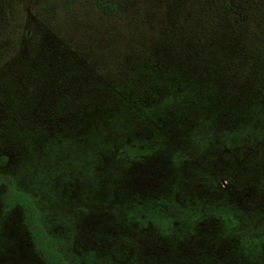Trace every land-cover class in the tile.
I'll list each match as a JSON object with an SVG mask.
<instances>
[{"label":"rangeland","instance_id":"374dc122","mask_svg":"<svg viewBox=\"0 0 264 264\" xmlns=\"http://www.w3.org/2000/svg\"><path fill=\"white\" fill-rule=\"evenodd\" d=\"M139 2L125 1L128 16L139 14ZM142 2L158 22L163 15L174 18L172 1ZM256 4L264 15V0ZM112 16L95 11L90 0H0V35L11 41L28 27L32 40L45 34L41 42L50 48L53 39H63L101 81L117 88L126 81L130 88L136 68L157 67L163 42L153 35L143 50L134 49L129 22L124 26ZM217 20L236 31L235 45L247 42V34L259 44L264 40L258 23L251 28L227 17ZM111 58L122 62L118 76L105 67ZM212 64L221 79L227 63ZM250 69L249 63L245 72ZM7 79L0 77V264H50L41 245L58 255L54 264H264V77L252 90L233 81L234 102L220 103L224 109L215 116L216 127H223L221 141L203 135L200 145L189 147L178 130L188 103L145 112L144 118L155 117L171 134L169 148L147 141L159 123L144 119L139 130L127 121L117 125L110 107L101 111L91 99L76 98L70 83L63 94L53 93L47 79L23 91L14 83L7 92ZM154 83L162 97L174 90L160 79ZM192 84L185 78L186 88ZM54 95L66 100L55 104ZM128 101L136 106V99ZM230 105L238 113L233 121ZM245 133L260 138L247 140ZM174 143L186 144L187 158L174 162ZM11 191L23 192L36 214L30 225L38 241L25 219L26 203L13 202Z\"/></svg>","mask_w":264,"mask_h":264},{"label":"trees","instance_id":"16d2710c","mask_svg":"<svg viewBox=\"0 0 264 264\" xmlns=\"http://www.w3.org/2000/svg\"><path fill=\"white\" fill-rule=\"evenodd\" d=\"M90 1L94 10H97L102 16L113 14L120 20V24L128 26L129 22L131 28H136L137 33L135 34L131 28L129 29L135 39L130 38L132 41L134 40L131 42V47L134 49L143 50L145 43L153 35L158 39L157 42H163L157 67L147 70L143 69V66L136 68L133 72L134 78L131 80L130 88L125 86L129 84L126 81H122L119 84L120 87L117 88L113 82H104V79L102 82L99 76L94 74L95 67L78 62L76 54L67 50L63 39H53V46L50 48L51 44L49 47L46 43L41 42L45 34L32 40L31 30L27 27L21 29V35L18 34L20 36L12 37L11 35V41H6V36L0 35V77L9 76L11 78L5 80L2 84L3 88L7 92H12L13 84L17 83L18 91H23L30 86L33 88L36 80L47 79L54 84L50 83L53 93L59 91L58 93L62 92L61 94H63L62 88L66 87V83H70L76 98L86 97L89 101L91 99L94 102L92 105L96 106L98 110L103 108L101 111H109L106 109L110 107L111 112H113L112 118L120 121L116 123L117 125L127 121L128 127L138 130L143 125L144 119L150 123H159L151 115L147 117L148 119L144 118L145 112L148 115L149 112H156L162 107H168L169 110L173 106L181 107L188 103L187 118L186 120L182 118L179 124V126L183 124L184 126L178 129L181 136L186 133V143L194 142L196 147L201 144L199 137H203V135L221 141L223 127H216L217 118L215 116L224 109L220 103L225 102L228 98L234 102L236 85L233 81L238 85L243 82L241 85L246 84L248 90L249 88L252 90L260 87V84L263 83L264 53L262 49L264 47L260 48V46L264 45V40L259 44L260 41L258 40L260 39L250 38V34H247L244 36L247 42L241 43L244 45L237 42L235 45L233 36L236 31L234 30L232 33L231 30L224 29L219 25L217 18H222L225 22V17H227L237 26L248 23L253 24L251 27L253 28L258 23L260 27L264 28V15L259 10L256 0H165L163 4L170 1L174 4H170V7L174 9V18L163 15L162 23L158 22L155 12L151 11L147 4L144 5L142 2L144 0L137 4L139 14L137 15L135 12L130 16L127 15L128 12L125 8L126 0ZM154 1L161 2V0ZM139 6H143L145 10L140 9ZM163 11L168 12V8L164 7ZM130 17L133 19L131 20ZM231 26L233 25L230 23L229 28ZM242 49L249 52L248 55L251 59L245 57L247 54L241 52ZM228 51H231L234 57ZM132 61L135 62L136 60ZM214 61H218V67H222L223 62L227 63V66L222 67L224 76L221 79L216 67L212 64ZM249 63L251 69L245 72ZM105 64L106 69L113 71L115 76L121 74L122 62L111 58ZM96 73L98 74V72ZM188 77L193 82L191 88H186L184 85L185 78ZM158 79L174 90L162 97L160 90H154L157 87L154 82ZM8 81L13 83L8 84ZM63 96L55 97L54 95L55 104H61L57 102V98L66 100V97ZM213 96L217 97L212 98ZM188 98L191 101L188 102ZM129 99H136V103L134 101L135 107L132 104V107L130 106ZM213 102H215L214 108H208ZM234 107L236 106H231L233 110L231 113L232 121L234 116L238 114L233 109ZM261 113L264 116V111ZM100 119H104L103 116H100ZM158 125L160 123L156 125V130H158ZM159 130L151 135L147 141L152 139L151 145L154 144L155 140L157 142L162 141L168 148L172 147L173 145L168 140L171 134L165 132L161 125ZM178 130L174 132L176 138L179 135ZM244 136L245 139H250L246 137L247 133ZM257 138L259 139L260 135L257 134L255 139L251 138L250 140L255 141ZM160 147L163 150L167 148ZM186 152H188L186 144L174 143V162L187 158ZM194 152L197 153V150ZM10 195L13 202L26 203L24 206L28 212L25 219L35 240L38 241L39 233L30 225V222L37 216L28 208L27 205L29 204L24 198L23 192L11 191ZM38 248L40 247L38 246ZM41 248L48 255L46 258L50 264H54L58 255L50 253L45 245H41ZM49 256L53 258L49 259Z\"/></svg>","mask_w":264,"mask_h":264},{"label":"flooded vegetation","instance_id":"af4514ba","mask_svg":"<svg viewBox=\"0 0 264 264\" xmlns=\"http://www.w3.org/2000/svg\"><path fill=\"white\" fill-rule=\"evenodd\" d=\"M2 161V160H1ZM29 228V227H28ZM30 230V229H29ZM30 233H32L31 231H30ZM33 235V234H32Z\"/></svg>","mask_w":264,"mask_h":264}]
</instances>
